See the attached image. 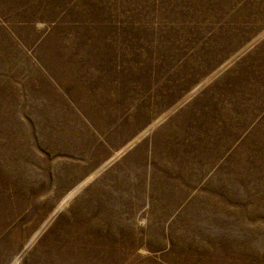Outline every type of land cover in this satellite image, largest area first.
I'll return each mask as SVG.
<instances>
[{"label": "rangeland", "instance_id": "1", "mask_svg": "<svg viewBox=\"0 0 264 264\" xmlns=\"http://www.w3.org/2000/svg\"><path fill=\"white\" fill-rule=\"evenodd\" d=\"M0 192V264H264V0H0Z\"/></svg>", "mask_w": 264, "mask_h": 264}, {"label": "bare ground", "instance_id": "2", "mask_svg": "<svg viewBox=\"0 0 264 264\" xmlns=\"http://www.w3.org/2000/svg\"><path fill=\"white\" fill-rule=\"evenodd\" d=\"M3 182V181H2ZM3 190V189H2ZM75 191H76V189H74V190H72L71 192H69V193H67V195L66 196H64L62 199H61V201L59 202V204L57 205V207L56 208H54L50 213H49V215H48V218H52L53 216H55L56 214H57V212L59 211V209L60 208H62L65 204H66V202L71 198V196L75 193ZM8 196V195H7ZM3 193L2 192H0V206H2L1 205V202H2V200H3ZM7 207H9V205L7 206ZM8 209V208H7ZM0 210H1V208H0ZM0 214H1V212H0ZM2 219V218H1ZM0 222H1V220H0ZM4 223V222H3ZM2 226V225H1ZM41 228L42 227H40L32 236H31V238H30V240H29V242L27 243V247L30 245V244H32L33 243V241L35 240V238L41 233L40 231H41ZM6 233H7V229H6V227H5V224H4V226L2 227V229L0 230V235L1 234H3L2 235V238L0 239V244L1 245H4V243H5V239H6ZM9 233V232H8ZM11 233V232H10ZM7 236H9V235H7ZM11 237V236H10ZM13 241V240H12ZM13 243V242H12ZM7 244H8V242H7ZM17 245V244H16ZM8 246V245H7ZM241 246V245H240ZM8 247H10V246H8ZM14 247V246H13ZM4 248H5V246H4ZM236 248V247H235ZM234 248V249H235ZM240 248V247H239ZM242 248H243V246H242ZM247 248V247H246ZM238 249V248H237ZM244 249V248H243ZM242 249V250H243ZM241 249H239V251H240ZM10 251V250H9ZM233 252V251H232ZM242 253V252H241ZM243 254V253H242ZM228 255V254H227ZM4 257V256H3ZM7 258H8V255H7ZM7 260V259H6ZM4 261H5V259H4ZM210 261V260H209ZM208 264V263H207Z\"/></svg>", "mask_w": 264, "mask_h": 264}]
</instances>
